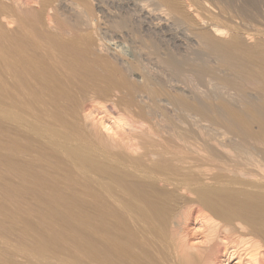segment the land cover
I'll use <instances>...</instances> for the list:
<instances>
[{
  "label": "rangeland",
  "instance_id": "rangeland-1",
  "mask_svg": "<svg viewBox=\"0 0 264 264\" xmlns=\"http://www.w3.org/2000/svg\"><path fill=\"white\" fill-rule=\"evenodd\" d=\"M62 1L0 0V264H171L158 240L163 221L150 213L163 225L154 222L147 216L148 206L123 195V186L112 178L121 169L97 136L119 141L123 127L116 115L127 106L135 116L152 118L151 124L144 123L148 128H162L152 126V131L136 124L141 130L135 125L133 132L148 129L155 136L164 130L165 136L157 133L167 140L163 142L170 147L175 141L162 153V146H156L161 137L152 144L145 141L152 147L142 144L145 152H170L163 155L166 159L147 151L157 156L150 158L140 144L149 134L136 132L142 139L139 154H144L138 165L145 167L153 159L149 170L153 162L160 170L166 159L163 169L173 171L176 179L186 175L190 180L191 170L203 168L199 175L191 173L196 178L190 183L206 182V176L210 184L228 179V188L243 189L249 183H240L250 180L253 188L257 184L254 192L264 194L259 185H264V0L255 7L243 0H199L202 6L192 1L198 10L205 2L213 16L219 13L218 28L227 35L221 49L202 41L203 28L187 16L169 20L151 14L143 10V0H102L111 11L102 17L94 14L92 0H76L78 11L61 8ZM91 14L98 21L91 23ZM154 62L163 65V72L155 71ZM130 66L138 67L132 78L126 72ZM174 66L183 68V74L176 75ZM140 80L153 84L136 85ZM178 81L189 91H174ZM89 96L100 101L97 110L91 111ZM181 101L184 106L177 104ZM114 154L119 158L120 152ZM155 168L167 178L169 173ZM238 176L242 182L236 183ZM252 187L246 190L253 192ZM163 208L161 214L168 210ZM193 215L184 232L202 247L207 224ZM227 254H219L218 264H251L240 246Z\"/></svg>",
  "mask_w": 264,
  "mask_h": 264
},
{
  "label": "bare ground",
  "instance_id": "bare-ground-1",
  "mask_svg": "<svg viewBox=\"0 0 264 264\" xmlns=\"http://www.w3.org/2000/svg\"><path fill=\"white\" fill-rule=\"evenodd\" d=\"M144 1L145 0H143L142 1L143 3L141 4L142 8H144L143 10H146L149 13L152 12L151 14H153V12L154 13L157 12L158 14L163 16V18L164 17L169 18V20H170V17L172 18L173 16H174V18H175V16H176V18H177V16L184 17V19H185V16L190 18L191 20L190 19H188V20L192 21L195 24V26H197L198 28H203L204 31L202 34L200 33V38L206 44L212 45V46H215V47L221 49L220 45H223V43L226 42L225 41L226 39L224 40L223 37H226L227 35L221 29L218 28L219 22H218V18H216V15L218 16L219 13L217 12L218 13L217 14L214 12L215 13L214 14L215 17H214L212 15L213 13L211 14V12H210L211 10L208 9L209 6L205 5L207 3L204 2L203 6L204 7L207 6L208 8L207 9H206V7L205 8L203 7L202 9L200 8L201 9V11H200V9L198 10V8H195V5L192 2L193 0H151L153 5L150 2L148 3L146 1L145 2ZM153 1L156 3L155 5H154ZM194 1H196V0H194ZM223 1L228 3L230 0H223ZM243 1L246 4L250 5L251 7H255V5L258 2L257 0H243ZM92 2L94 4L93 5V8H94L93 12H95L94 14H96V15L100 14L99 16H101V17L103 15L107 16L110 14V13H108V12H111L110 9H108V8L106 9L105 4H104L105 7L102 5V0L101 1L92 0ZM200 3L198 0V4H200ZM59 4H60L61 8L66 9V10H71V11L80 10L79 9L80 4L76 0H63L62 2H59ZM195 4H196V2H195ZM200 5L202 6V4H200ZM196 6H199V5H196ZM94 14H91L89 16V21L91 23L98 21L99 16L95 15L96 17L93 18L92 15H94ZM179 17H178V20H179ZM187 17H186V20H187ZM220 19H219V21H220ZM188 20H187V22H188ZM181 22H182V20H181ZM209 42H211L212 44H210ZM151 59H153V58H151ZM151 61L149 60V62H151ZM155 63L156 62H154V64H153L154 67L157 64V63L156 64ZM160 65L161 64H159V62H158V65H156V67H155V71L157 69L159 70V68H161V66L163 67V65H161V66ZM165 65H166V63L164 64V66ZM166 66L169 67L168 65H166ZM132 67H134V66H132ZM136 67H135V69H132L130 66L129 69L128 68L126 69V72H128L129 77L132 78V76H135L134 74H136L135 72H136V69L138 68V67L137 68ZM167 67H165L163 69L166 70ZM174 69L176 70V75H177V73H178V75L183 74V68L174 66ZM174 69H173V71L175 73ZM153 71H154V69H153ZM159 71H162V68ZM150 73H152V72H150ZM136 75H138V74H136ZM155 75H156V73H155ZM157 75H158V73H157ZM152 77L154 78V76H152ZM146 79L148 80V78H146ZM147 80H145V82L140 80L139 82H136V85L141 86V85H143V82L145 85L149 84L146 82ZM148 81H150V80H148ZM150 84H153V83H150ZM176 84L177 83H175L174 87H172L174 91H182V92L183 91H189L188 89L184 88L185 86L181 87L183 85V83L181 84L178 81V85H176ZM180 84H181V86H180ZM89 95H91V93ZM86 98H87V96H86ZM96 99H97V97L96 98L90 97L87 99L88 100L87 102L90 105L89 107H90L91 111H94V109L97 110L96 106L101 104L100 101L97 102L98 100L96 101ZM177 104L184 106V103L182 101L180 103L178 102ZM114 105H116L115 107H117V104L114 103ZM104 107H102V108L105 109ZM118 107H120V105ZM121 108H119V110H121ZM131 111H132V109H131ZM132 112H130L129 109H127V106L126 107L124 106V109H122L121 112L120 111L117 112L116 116L119 117L118 122H119V124L122 123V125H123V126L122 125L120 126V127H123V129H122L121 134L118 137L119 141L116 142V140H118V139H116L115 141L112 140V142L114 141L113 144L111 141H106L107 142L106 143L103 139L101 140V138H98L99 136H97V140L100 141L99 144H101L102 147L105 146L104 149L107 148L105 150H109V155L106 154L105 156L108 155L107 157H109L111 159V161H113L115 163V165L121 169L120 173L118 171L119 169L117 170L118 173H116V174H119V176H117L116 174H113L114 171L111 172L110 166L108 169L110 171H108V170L107 171H108V173L111 172L113 174L112 178L114 180H116L117 182H119V183H117V184H119L118 185L119 188L123 186V189L121 188V190H124L123 192L124 193L126 192L127 194H123V192L121 191L122 194L125 196L129 194L131 198L133 197V199L135 198L136 200L139 199L141 201V203L148 206V208H147V207L142 205L143 208L145 207L147 209V211H148V212L146 211L147 213H149V214L152 213L157 218H159V217L161 219H162V217L166 218V219L164 218L163 220H161L159 218L160 221H163L162 223L164 224V226L162 227V229L164 228L163 229L164 233L161 232L162 229H160V235L162 234V236L158 235L159 232L157 233L158 238L162 237L161 239H158V240L162 241V242L161 241H159V242H161V244H163V246L160 243L159 244L157 243V245H158V247H161V246L164 247L165 252H166V250H167V252H169L171 257H170V255L169 256L166 255V256L170 257L172 259V260H170V258H169L171 264H218L220 262L221 256L222 257H223V255L225 256L227 254V251L234 249L235 246H240L243 252H247L246 256H248L249 262L251 264H264V262L260 256L261 255L260 250L261 249L264 250V228H263L264 224L262 226L261 225L262 223H260L261 221L264 220V209L262 207L264 204V196H263L264 194L263 193H257L260 189H256L258 191L254 192L253 189L255 187L257 188V184L253 188L251 183H250V180H249V182L245 181L244 184L240 183L241 185H247L249 183L251 186L249 184H248V186L252 187L251 189L253 190V192L255 194L252 191L251 192L253 194H250L251 192L250 191H249L250 193L248 192L249 187H245V186H243L244 191H241V190H243L241 188H239V189H241V190H239L238 185H237L238 187H236V188H234L233 185L232 186L229 185L230 187H233V188H230V187L228 188V186H227L228 184H225V181L228 182V179L227 180L221 179V180H223L224 183H220L219 180L217 182L215 179V181H216V183H215L214 178H213V181L215 184L214 183L210 184L209 181L207 180L206 176H205L206 182L203 180L200 183H196V182L192 181L191 183L194 182V184H191L190 180H192L193 178L194 179L196 178V177H194V175H195L194 172L196 170L193 169V168H196V165L192 166V164H194L193 163L194 161L189 162L190 159H193V158H186V157H185L186 160H189V161H186L184 159L183 160L186 162H189L190 164L186 163V162L185 163L189 164L191 168L193 167L192 168L194 170L193 171V173H194L193 178L191 179L192 170L190 167H189L190 168L189 171L191 170V172H189V174L191 176L187 174V176H189L190 180H186V175H184V174H186L185 170L187 169V171H188V168H187L189 166L188 165V166H186L185 170L182 169V170H184L183 175L185 178L181 177L182 176L181 175L179 179H176L174 176V173L172 171L170 173H171V175L174 176L175 179H172V178L169 179V177H168V176H170L169 170L167 169L166 172L164 171L165 166H166L164 164L167 162V161L165 162V160L167 158L164 156L168 152L164 151V153L166 152V154L165 155L163 154L164 155L163 156L162 154H159L160 153L159 151H161V153H162V151L165 148L167 149V151H170L169 148H171L172 145H174L175 141L173 140L174 141L173 142L172 138H170L171 140H169L166 137L169 141H171V143L173 142L172 145L170 144L171 145L170 147H169V145H166L168 143L166 142V144H165V142H163L165 137L164 138L162 137V136H165V135H162L164 130L161 133H158V131L154 130L156 133L155 132H153V133H154V135L155 134L156 135L155 136L152 135V131H153L152 129H156V128L152 124V126H154V127L151 129L152 126L149 124L152 123V122H150L152 120V118L149 116H148L149 117L148 118L146 116L148 114H146L145 117H138V116H135V114H132ZM105 113H109V112L105 111ZM150 115L152 116V114H150ZM144 123H146V124L149 123L148 125L150 128H148V126ZM136 124H140L141 127L143 125H145L144 126L145 129H146V127L148 129H151L152 130L151 132L148 129H147V131H145V129L142 130L143 132L145 131L146 133H148L149 136L145 132H144L145 134L142 131L138 132L137 130H141V129H140V125L138 126ZM135 125L137 126L138 129L134 130V131L138 132V134L141 132L140 134L143 133L144 135H147L149 137V138H147L149 140H146V137L144 140V137H143L144 143H145V141H146V143L151 141V144H152L153 140H157L154 137H157V136L159 137V135H162V136H160L162 138V141H161L160 137H159L160 139L157 140V141H160L161 143L158 145L159 142H157V145L154 144L153 146H155V145L160 146L161 145L163 147V149L161 147L160 148L161 150L159 149V151H158L159 153L157 152V154L153 150L154 148L152 150L155 152L154 156H155V154L156 155L159 154L160 156H162L166 159H164V162H162L163 166H162V164H160L162 166V167L160 166L162 168V170H161V168H160V170H159V168H155V167H159L158 165L157 166L155 165L157 162H153V164L155 166L154 168L156 169V171L159 170V172L161 171L160 173H162V171H163L165 174L169 173L167 175V178L163 173H162L163 174L162 175L163 177H162L161 174H159L158 172H155V170H153L154 168L151 169L153 171L149 170L147 164L149 165L151 163V160L153 161V159H151V160L146 159L148 154H145L144 158L146 160H150V162L147 164H144L145 167H142L143 163H142V165L141 164L138 165L140 160L142 161V157L144 155L142 152L145 149H143V148L145 146L149 147V145H146V143L144 144L141 141L142 140L141 137H140L141 140L139 139L140 135H137L136 132H133L131 130V128ZM126 126L128 127V129L130 128V130H128ZM125 127L128 131L124 130ZM159 128H157L156 130H158ZM135 129H136V127H135ZM160 129L162 130V128H160ZM178 129H179V127H178ZM178 129H177V132L180 131ZM144 135H142V136H144ZM95 136H96V134H95ZM177 136L178 135H176V138H177ZM150 137H152L153 139L150 140L151 139ZM178 137H180V135ZM180 139H181V141H183V137L179 138V141H180ZM139 141L142 142V143H140L141 146H142V144L144 146V147L142 146L143 150L140 147ZM148 144H150V143H148ZM151 144H150V146H151ZM162 144H165L164 145L165 147ZM166 146H168L169 148ZM177 146H179V145H177ZM138 148H140L142 151L141 155L139 154L140 149H138ZM150 148H152V147H149L148 149H150ZM156 148H158V147H155V150H156ZM173 148H174V146H173ZM116 149H118L119 151ZM137 149H138V151H137ZM148 149H147V151L153 152L152 150H148ZM113 150H116L115 151L116 154L118 152H120V154H118L119 158H117L115 156L117 160L113 156L114 153L110 152ZM106 152L108 153V151H106ZM150 152H147V153H149V155L151 154L153 156V153H150ZM110 153H112V154H110ZM169 153L167 155H169ZM116 154H114V155H116ZM120 155H122L123 158ZM149 155H148V157H149ZM151 155H150V158H152ZM181 155L183 156V154H181ZM138 156H140V157L142 156L141 159H139L140 157H138ZM154 156H153V158L157 157V156L156 157H154ZM160 156H159V158H160ZM162 157H161V159L163 160ZM109 158H107V159H109ZM105 159H106V157H105ZM110 159L107 161L110 162ZM118 159H120L121 161H118ZM181 159H179V160H181ZM157 160H158V158H157ZM242 160H245V159H242ZM246 160L248 161V159H246ZM181 162L179 161V164L181 165L179 167L185 168V166H183V163L181 164ZM195 162H197V161H195ZM144 163H145V161H144ZM158 163H160V161ZM243 163H242V165H243ZM179 164H177V165H179ZM109 165H110V163H109ZM150 165L153 166L152 164H150ZM250 165H252V164H250ZM113 166H111L112 170H114ZM146 166L148 169L146 168ZM256 166H260V165H256ZM198 167H200L199 164H198ZM114 168H116V167L114 166ZM196 169H198V168H196ZM257 169H259V168H257ZM198 170L201 171V170H203V168L198 169ZM198 170L196 171V172H198L197 175H199V173H200ZM258 171H256V172H258ZM177 172H178V170L175 172V175L177 174ZM183 172H179V173H183ZM204 173H205V175L207 173H209L210 176L212 177L210 172H207V173L204 172ZM204 173H201V174L203 175ZM240 173H238V174H240ZM212 174H213V172H212ZM247 174H248V171H247ZM247 174H246V176H247ZM202 175L200 177H203ZM231 176L234 177V175L232 173H231ZM176 177L178 178L179 176L177 175ZM224 177L228 178L226 175ZM189 178L187 177V179H189ZM232 178H229V181H230V179L232 180L229 182L230 184L232 182H234ZM248 178H251V175ZM113 179H112V181L114 182ZM197 179H199V178H197ZM236 180H239V176H238V179L237 178L235 179V182H236ZM187 181H189V182H187ZM239 182H242V181L239 180ZM232 184H234V183H232ZM259 185L264 187L263 184H259ZM246 188H248V189L246 190ZM233 189H236L240 192L233 190ZM130 197H128V198H130ZM130 200L132 202V199H130ZM130 200H128V201H130ZM136 202H137V204H139V201H136ZM129 205H130V203H129ZM129 205L127 204V206H129ZM139 205H141V204H139ZM166 205L170 206L169 207L170 209ZM126 207L124 206V208H122V209H125ZM138 207L141 208V206H138ZM163 207H165L166 209L169 210V211L167 210V212L164 210L165 211V214L163 213L164 216H163V214H161L162 213L161 210ZM165 208H163V209H165ZM126 209H130V208L127 207ZM126 209H125V211H126ZM130 210H132V209H130ZM132 211H134V210H132ZM141 211H142V213L145 212L144 210H141ZM149 211H151V212H149ZM144 214H142V215H144ZM149 214H147L148 218H153V215L150 214V216L152 215V217H149ZM193 214H196V216L200 217L202 220H205L206 224H207V228H206V230H207L206 235L207 236H206V241L204 243L206 245L202 244L203 245L202 247L196 246V244L195 245L192 244V242H190V240L187 238L186 232H184V229H185L184 224H185V222H187L188 218L190 216H192ZM193 216L195 217V215H193ZM156 217L153 218L154 219L153 221L159 222V224H161L159 220L158 221L156 220ZM149 223H150L149 221H148V223L146 222V224H149ZM152 223L153 222H151V224ZM163 224H161V225H163ZM120 227H119V229L121 230L123 227H122V225ZM123 231H125V230H123ZM127 237H129V234L127 235ZM158 240H157V242H158ZM159 245H161V246H159ZM164 248H162L161 250H163ZM222 253H223V255L220 256L219 254H222Z\"/></svg>",
  "mask_w": 264,
  "mask_h": 264
}]
</instances>
